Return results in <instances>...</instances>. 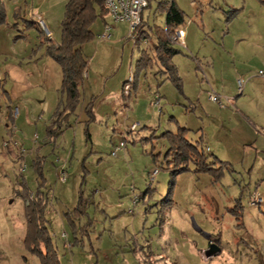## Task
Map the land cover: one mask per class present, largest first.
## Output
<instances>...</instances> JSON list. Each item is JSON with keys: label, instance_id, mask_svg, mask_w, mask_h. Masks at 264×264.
<instances>
[{"label": "rangeland", "instance_id": "374dc122", "mask_svg": "<svg viewBox=\"0 0 264 264\" xmlns=\"http://www.w3.org/2000/svg\"><path fill=\"white\" fill-rule=\"evenodd\" d=\"M160 1L165 0H151L144 10V30L148 23L150 27H164L162 14L156 9ZM179 1L192 6L191 0ZM253 3L264 14V0ZM62 9L61 0H56L59 22ZM106 18L113 27L112 36L101 40ZM191 19L187 18L185 27ZM91 28L95 37L83 46L87 71L74 116L79 118L83 112L88 116L85 109L92 105L95 120L89 124L91 139L84 131L86 121L80 126L73 124L55 139L47 137V112L52 108L45 107L46 113L40 111L46 102L41 98L36 74L28 82L24 77L8 79L6 86L0 82V264H41L25 242V202L18 193L24 178L33 190L41 181L48 193L46 224L60 264H156V249L167 263L176 259L184 264H264V201L253 203L254 195L264 197V179L254 178L253 171L251 174L254 161L256 167L263 164L262 148L226 155L232 160L226 162L219 179L193 170L179 174L170 195L172 201H163L171 175L164 169L168 144L158 136L170 127L183 125L186 111L191 113L194 104L190 105L182 77L179 89L165 74L157 73L158 65L135 78L136 63L145 45H136L129 24L113 23L107 16L98 18ZM208 29L200 27L197 36L196 42L203 49L215 39V33ZM12 32L19 33L15 28ZM57 35L59 38L61 32ZM35 41L33 35L19 39L29 51L35 48ZM9 50L16 54L14 49ZM185 50L189 62L196 63L190 50ZM27 66L28 60H22L18 74ZM200 66L202 76L205 63ZM130 77L133 81L128 94L125 84ZM204 77L202 80L209 85ZM45 94L52 96L47 91ZM57 94L56 90V101ZM159 95L161 104H157ZM26 102L30 105L23 111ZM8 110L17 117L9 120ZM135 121L142 126L132 131ZM122 142L125 147L114 155ZM63 165L66 181L59 179ZM155 167L160 174L151 182L150 173ZM84 178L87 214L79 216L74 209ZM236 205L240 219L229 210ZM76 238L80 242L75 244ZM210 240L215 241L211 244L220 242L223 251L206 258L209 247L205 243Z\"/></svg>", "mask_w": 264, "mask_h": 264}, {"label": "crops", "instance_id": "0c3cea01", "mask_svg": "<svg viewBox=\"0 0 264 264\" xmlns=\"http://www.w3.org/2000/svg\"><path fill=\"white\" fill-rule=\"evenodd\" d=\"M37 1L39 0L30 2L28 0H4L7 22L0 26V82H4L6 86L8 79L16 81L20 77H24L28 82L29 78L36 74L40 82L39 86L42 88L41 98L46 102L43 104L44 109L40 111L46 113L45 107L52 108L47 112L50 117L46 124L47 127L60 100V94H57L56 101V90L59 92V84L61 86L60 72L62 74V70L60 65L47 54L44 45L42 46L40 42L48 35L51 42L59 43L61 36L58 38L57 34L61 32V21L67 0H61L63 9L60 22L56 20V0H40L39 3ZM173 1L183 11L185 22L190 16L192 18L188 27H185V22L179 25L186 32V46L181 47L172 43L182 51L173 58V61L184 81L190 105L194 104V106L190 107L191 113L186 111L183 125H178L176 128L170 127L168 131L176 132L179 127L190 129L188 137L193 142L201 140V145L209 154L217 156L224 162L232 160L230 157H225L226 155L230 153L240 155L247 149L254 151V147L262 148L260 151L264 153V14L262 10H259L260 8L253 3V0H249L248 3L246 0H231L230 2L200 0L198 6H190L186 1ZM161 2L163 1L158 2L156 9L162 14L164 27L160 25L150 27L148 23L146 31L149 37L141 43L145 45L143 51L153 58V66L158 65L157 73L165 74L168 80L164 68L155 59L157 43L155 30L159 26L162 27L161 29L166 27V13H162L159 7ZM233 8L237 10L236 13L230 12ZM41 19L45 21L48 33L43 28L44 32H42L39 23ZM28 20L33 21L34 24L29 25L26 22ZM108 22L106 18L105 24ZM143 22L145 23L144 18ZM207 26L210 29H208L209 32L215 33V39L212 38V44L203 49L196 41L201 31L200 27L205 30ZM13 28L19 33L12 32ZM31 35L36 41L35 48L29 51L24 48L23 44H20L19 38L23 40V38H31ZM10 48L16 51L15 55L12 53L13 50H9ZM185 49L190 50L196 63L189 62ZM35 50L38 52L34 59ZM24 59L28 60L29 66L18 74L17 68ZM201 63H205L202 76L199 71ZM187 65L188 68L185 67ZM151 68L153 67L149 69ZM261 71H263L262 74ZM204 74V79H207L209 85L202 80ZM240 79H243L242 87H240ZM28 87H32V84ZM210 89L221 96L223 106L210 100ZM46 91L51 93V98L45 94ZM28 92L29 90L25 94ZM48 97L50 101H47ZM159 98L161 104L162 96L159 95ZM28 105L30 103L26 102L23 111L28 110ZM6 115L9 120L17 117L12 115L10 110L6 111ZM19 118L20 115L17 119ZM86 120L87 116L83 112L82 116L79 115V118H76L77 126L82 125ZM1 121V124H4L3 118ZM141 126L140 123L137 129ZM153 130L157 129L153 128ZM254 162V165H251V174L253 171L255 172L254 178L264 179V159L261 160L263 163L261 167H256V161ZM159 174L160 171L156 176ZM148 189L150 190L149 187L146 190ZM218 241L221 242L220 239ZM212 242L215 241L210 240L205 245L210 247ZM220 242L216 243L220 246V251L215 255L223 251ZM153 255L156 264H184L183 261L179 263L176 259H169L171 262L167 263V258L161 257L157 249Z\"/></svg>", "mask_w": 264, "mask_h": 264}, {"label": "trees", "instance_id": "16d2710c", "mask_svg": "<svg viewBox=\"0 0 264 264\" xmlns=\"http://www.w3.org/2000/svg\"><path fill=\"white\" fill-rule=\"evenodd\" d=\"M159 7H161L162 13H166V27L164 29L156 28L155 30L157 38L155 59L164 68L168 79L177 88L181 89L182 79L173 58L182 51L171 42L170 35L177 26L185 22L184 13L173 0L163 1ZM236 12V9L233 10V13ZM106 16H108V11L103 4V0H67L61 21L59 43L51 42L48 35L41 41V45L46 46L47 54L60 65L62 70V82L59 89L60 100L50 124L46 127V134L49 139L61 136L66 129L76 123L74 116L81 101V86L87 71V58L83 52V46L95 37V33L91 28L93 23L98 18H105ZM6 22L7 10L4 0H0V26L6 24ZM26 22L29 25L34 24L31 20ZM144 28L142 20L136 30V45H140L141 42L149 37V33ZM41 30L44 32L42 27ZM153 64V58L143 51L136 63L135 78L142 71L152 67ZM85 110L88 119L86 120L84 131L87 138L91 139L89 124L95 120L94 108L90 104ZM189 132L190 129L179 127L176 132L165 131L158 136V138L166 140L168 144L164 169L169 171L171 180L167 196L163 199L165 202L172 201L170 195L175 185V178L183 172L193 170L195 173H211L216 179L223 175V168L226 162L221 161L213 154H209L205 147L201 145V140L193 142L188 137ZM152 137H154V134ZM154 159L156 160L157 158L155 157ZM37 165L35 163V166ZM40 168L38 165L36 170L44 178L43 171ZM84 182L85 178L81 183L78 203L74 209V212L79 216L87 214V200L82 191ZM22 184L23 188L18 193L25 202L24 211L27 221L26 245L39 258L41 264H60L56 247L46 224L45 210L48 206L49 198L48 193L43 189L44 184L40 181L38 187L34 190L29 186L26 178H24ZM229 210L240 219L241 213L238 210V205ZM79 242L80 240L76 238L75 244Z\"/></svg>", "mask_w": 264, "mask_h": 264}, {"label": "built area", "instance_id": "2783aa9c", "mask_svg": "<svg viewBox=\"0 0 264 264\" xmlns=\"http://www.w3.org/2000/svg\"><path fill=\"white\" fill-rule=\"evenodd\" d=\"M151 0H103V4L108 11V16L111 18L113 23H127L130 26V36L135 40L136 43V30L140 26L143 20V13L144 10L149 7ZM200 0H191V4L193 6H198ZM41 27L44 30L47 29V25L44 20H39ZM113 27L110 23L105 24V28L103 32L99 35L101 40L110 39L112 36ZM186 32L182 26H178L173 34L170 35V39L174 44H177L181 47L186 46L185 42ZM261 74L263 71L260 72ZM133 78L130 77V80L125 84L126 93L129 94L132 86L131 82ZM240 87L243 85V79L239 80ZM210 100L216 103H220L223 106L221 96L216 93H210ZM157 104H160V98L158 97ZM140 125L139 122H134L131 126V130H136L137 127ZM125 147V143H121V147H118L114 155L117 154L119 150H122ZM66 164V163H63ZM65 165L62 166L61 173L59 174V179L66 181L65 175ZM159 168H154L150 173V181L154 182L156 175L159 173ZM264 199L260 195H254L253 203L254 204H261L263 203ZM65 236V235H64ZM68 246H72V244H68Z\"/></svg>", "mask_w": 264, "mask_h": 264}, {"label": "water", "instance_id": "95a60500", "mask_svg": "<svg viewBox=\"0 0 264 264\" xmlns=\"http://www.w3.org/2000/svg\"><path fill=\"white\" fill-rule=\"evenodd\" d=\"M46 31L48 33V30H46ZM219 251H220V247L217 244H211L209 249L206 250L205 255H206V257H212Z\"/></svg>", "mask_w": 264, "mask_h": 264}]
</instances>
